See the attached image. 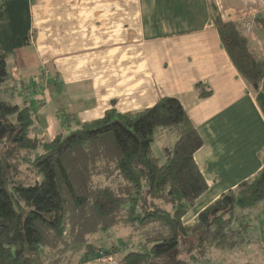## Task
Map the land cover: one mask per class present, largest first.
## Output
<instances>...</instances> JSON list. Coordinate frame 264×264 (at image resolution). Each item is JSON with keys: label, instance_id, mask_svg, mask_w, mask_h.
Returning <instances> with one entry per match:
<instances>
[{"label": "trees", "instance_id": "1", "mask_svg": "<svg viewBox=\"0 0 264 264\" xmlns=\"http://www.w3.org/2000/svg\"><path fill=\"white\" fill-rule=\"evenodd\" d=\"M214 22L257 91L264 61L244 26ZM257 22L264 27V14ZM7 58L0 46V94L9 92L0 95V264H81L112 254L119 264H196L213 250L260 244L251 232L253 212L264 207V166L185 221L209 185L195 159L203 139L177 98L134 112L109 109L51 140L36 132L41 104L22 93L36 79L13 81ZM196 91L213 94L202 84ZM118 228L137 238L135 249L105 246ZM182 239L186 259L175 257Z\"/></svg>", "mask_w": 264, "mask_h": 264}, {"label": "crops", "instance_id": "2", "mask_svg": "<svg viewBox=\"0 0 264 264\" xmlns=\"http://www.w3.org/2000/svg\"><path fill=\"white\" fill-rule=\"evenodd\" d=\"M263 14L264 0H0V46L13 81L36 79L41 137L177 98L204 142L196 215L264 166V78L248 89L214 25L241 23L264 61ZM197 84L213 94L200 98ZM258 219L264 243V207Z\"/></svg>", "mask_w": 264, "mask_h": 264}, {"label": "rangeland", "instance_id": "3", "mask_svg": "<svg viewBox=\"0 0 264 264\" xmlns=\"http://www.w3.org/2000/svg\"><path fill=\"white\" fill-rule=\"evenodd\" d=\"M34 85H36V83ZM34 85L30 87V85L28 84L27 85L28 89L26 90V92H22V93H26L24 95L28 96V99H31V100L37 99V97H35L36 95H35V91L33 88ZM53 86H54V83H50V88H51V93L53 95L54 104L58 105V103L61 102V98L59 97V95H57V92H55V88ZM19 91L21 92V88ZM8 94L9 92L2 91L0 95L6 98L8 97ZM73 99L75 100L76 98H73ZM22 100L23 98H21V96H19L18 94L17 102L20 103L22 102ZM79 101H80L79 103L87 102L86 99H82V98ZM75 128H76V124L69 126L67 122H64V128L62 131L64 133H69L73 131ZM55 136L53 137V139L55 138ZM174 141H175L174 138L173 139L167 138V143H173ZM259 211L260 210H256L253 212V214L257 216V218L255 219L252 218L255 228L252 230L251 235L254 236L257 234L258 235L257 237H259V240H260L259 242L260 244L256 243V244L248 245L243 250L236 251L235 253H230L227 251H220V250H213L210 252L208 256H206L204 259L200 260L196 264H264V243L262 242L260 222L258 219ZM194 216L196 215H194V213L191 212L185 221L189 222L190 220L193 219ZM129 232L130 231L128 229L118 228L117 231L111 237V240L113 239L112 243L109 240L107 244H105V246L110 247L111 244L114 246H118L120 250H122V253L128 251L129 249H135L137 247L138 240L137 238H131L129 235L130 234ZM97 247H100V245H98ZM179 249L180 250L178 251L175 257L179 259H186L190 254L188 240L184 241L182 239ZM120 256H121L120 254L119 255L112 254L109 256H103L102 258H99L96 261L83 262L81 264H119ZM192 264H195V263H192Z\"/></svg>", "mask_w": 264, "mask_h": 264}, {"label": "water", "instance_id": "4", "mask_svg": "<svg viewBox=\"0 0 264 264\" xmlns=\"http://www.w3.org/2000/svg\"><path fill=\"white\" fill-rule=\"evenodd\" d=\"M254 88L257 90L258 89V85H255Z\"/></svg>", "mask_w": 264, "mask_h": 264}, {"label": "built area", "instance_id": "5", "mask_svg": "<svg viewBox=\"0 0 264 264\" xmlns=\"http://www.w3.org/2000/svg\"><path fill=\"white\" fill-rule=\"evenodd\" d=\"M249 26H250V24H247L248 29H249Z\"/></svg>", "mask_w": 264, "mask_h": 264}]
</instances>
